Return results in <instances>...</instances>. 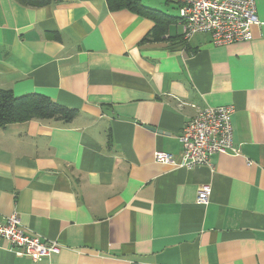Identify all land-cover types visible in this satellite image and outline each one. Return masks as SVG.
Masks as SVG:
<instances>
[{"label": "crops", "instance_id": "0c3cea01", "mask_svg": "<svg viewBox=\"0 0 264 264\" xmlns=\"http://www.w3.org/2000/svg\"><path fill=\"white\" fill-rule=\"evenodd\" d=\"M39 1L0 0V89L79 114L0 127V220L61 250L34 262L3 243L0 264H264V0L252 40L228 46L186 41L175 0H140L155 18ZM219 106L237 154L156 161L181 162L185 124Z\"/></svg>", "mask_w": 264, "mask_h": 264}, {"label": "built area", "instance_id": "2783aa9c", "mask_svg": "<svg viewBox=\"0 0 264 264\" xmlns=\"http://www.w3.org/2000/svg\"><path fill=\"white\" fill-rule=\"evenodd\" d=\"M180 3L179 20L183 25V38L207 33L215 46H228L249 42L253 38L252 27L258 22L255 0H175ZM233 106L207 107L189 120L179 136L183 145V159L177 162L165 152H157L159 163L190 169L212 166V158L220 153H238L234 146ZM212 189L201 187L197 202L207 205ZM9 243L18 254L30 257L34 262L58 254L61 246L40 235L28 234L18 213L0 220V245Z\"/></svg>", "mask_w": 264, "mask_h": 264}, {"label": "trees", "instance_id": "16d2710c", "mask_svg": "<svg viewBox=\"0 0 264 264\" xmlns=\"http://www.w3.org/2000/svg\"><path fill=\"white\" fill-rule=\"evenodd\" d=\"M25 1L38 5L43 3L39 0ZM107 4L111 11L129 9L149 18H155L158 14L157 11L143 6L140 0H107ZM78 114V110L59 105L42 95L16 97L11 92L0 89V127L34 119L72 122Z\"/></svg>", "mask_w": 264, "mask_h": 264}, {"label": "water", "instance_id": "95a60500", "mask_svg": "<svg viewBox=\"0 0 264 264\" xmlns=\"http://www.w3.org/2000/svg\"><path fill=\"white\" fill-rule=\"evenodd\" d=\"M153 129V128H152ZM153 130H155V129H153Z\"/></svg>", "mask_w": 264, "mask_h": 264}, {"label": "rangeland", "instance_id": "374dc122", "mask_svg": "<svg viewBox=\"0 0 264 264\" xmlns=\"http://www.w3.org/2000/svg\"><path fill=\"white\" fill-rule=\"evenodd\" d=\"M174 13H176V12H174Z\"/></svg>", "mask_w": 264, "mask_h": 264}]
</instances>
